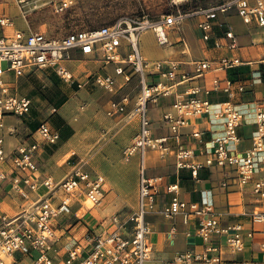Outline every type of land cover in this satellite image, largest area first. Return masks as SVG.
Wrapping results in <instances>:
<instances>
[{"label":"built area","instance_id":"2783aa9c","mask_svg":"<svg viewBox=\"0 0 264 264\" xmlns=\"http://www.w3.org/2000/svg\"><path fill=\"white\" fill-rule=\"evenodd\" d=\"M27 3V0H19ZM172 11L160 17L142 14L122 17L109 25L88 27L74 20L73 26L64 34L48 36L42 32L14 29L10 34L5 28L13 26L10 17L0 16V191L15 194L26 204L14 214L2 210L0 202V264H14L15 256L32 257L34 264H145L152 258L153 246L149 240L151 226L147 215L157 210L156 197L162 177L146 175L147 154L156 151L160 156H172L179 172L188 170L196 179L203 169H219L223 172L222 188L236 187L250 189L256 197L257 210L250 215L252 223H264V95L255 102L253 112L254 129L249 138L240 134L247 110H241L233 102L237 93H244L248 85L262 83L259 71H254L246 79L232 80L228 75L223 79L213 77L211 87L194 85L183 92H173V87L203 76L207 71H228L249 64L238 56H221L215 60L188 62L194 73L182 70L183 62L177 60L150 61L141 51L143 33L151 31L160 46L170 45L169 33L181 31L184 21L200 15L197 27L204 41H210L216 48L234 50L239 47L238 36L229 27L224 38L215 36V27H222L221 15L234 11L247 26L255 27L261 41L251 39L252 44L264 42V0H217L200 7H191L172 0ZM77 0H42L34 7L50 9L55 15L75 17ZM126 50L125 54L122 50ZM78 50L83 55H93L101 67L92 71L84 81L74 77L66 62L71 60V52ZM7 62L3 68L2 63ZM112 66V73H102ZM49 70L63 82L74 84L81 89L94 85L114 95L133 76L139 78L141 88L134 101L132 115L138 117V130L121 155L124 161L139 158V183L136 206L123 222L118 215L111 217L113 228H103L99 232L88 229L80 240H69L64 245V253L59 255L56 235L57 223L68 217L72 205L82 196L95 206L104 198L105 179L101 174L92 175L82 167L74 166L72 171L59 181L51 176L40 178L36 162V152L43 146H52L59 140V132L52 129L46 120L39 122L34 140L29 144H19L8 153L5 149V125L8 115L24 117L30 113L32 101L19 97L12 91L10 77L22 76L32 70ZM156 74L158 81L149 82L148 77ZM225 94L227 100L220 105L210 101L213 92ZM174 94V103L164 111L161 120L168 133L154 136L149 116L150 103H157L159 96ZM203 95V96H201ZM128 97L111 102L106 114H125ZM56 111V108L53 109ZM210 115L217 120L222 131L214 140L211 149L203 159L195 150L184 143L183 129L192 124L193 119ZM191 136L201 141L202 132L193 131ZM10 191V192H8ZM168 193L174 194L160 213L167 219L181 215L184 224L196 219L193 234L202 241L199 249L192 247L176 251L174 256L162 264H264V241L259 244L262 257L228 259L245 250V237L253 238V229L246 230L240 222H223L216 211L211 191L199 202L186 201L179 195V184H168ZM83 206L84 203H82ZM130 226H128V225ZM175 225L171 227L174 233ZM188 236L192 232L187 231ZM54 252V255L53 253ZM55 256V257H54ZM58 257L60 260H57ZM11 258V263L7 259Z\"/></svg>","mask_w":264,"mask_h":264},{"label":"crops","instance_id":"0c3cea01","mask_svg":"<svg viewBox=\"0 0 264 264\" xmlns=\"http://www.w3.org/2000/svg\"><path fill=\"white\" fill-rule=\"evenodd\" d=\"M199 1H195L196 3L193 7L206 6L217 0ZM41 2L42 0H27V3H25L26 7L28 4L33 3L30 9L35 11V21L25 18H21V20L17 18L19 19L17 21V19L10 15L8 17L13 21V26L5 28L4 32L10 34L12 30L20 29L24 31L32 30L42 32L48 36H58L64 34L73 26L74 21L68 16L60 17L55 15L50 9H44L38 6L34 7V3L39 5ZM175 2H182V4L191 7L193 5V0H175ZM172 5L173 3L171 2V7ZM7 15L8 13H5L4 16ZM200 19V15L187 18L182 25L181 31L172 30L169 33L171 44L166 46L158 45L151 31L143 33L140 41L143 56L150 61L168 59L181 61L183 62L181 65L182 70L194 73L192 66L188 62L205 59L215 60L224 55H233L250 62L249 64H243L238 69H233L240 73L239 77L241 79H246L252 72L257 71L258 65H254L264 62V47L256 48L251 42V39L261 41L255 27L244 25L234 11H230L226 15H221L220 21L224 25L222 27H215V36L223 39V42L227 41L224 38V32L229 27L238 36L239 47L234 50H228L224 47L216 48L213 44L214 37L208 42L202 39V33L197 27V22ZM77 22L81 23V21ZM82 23L85 24L84 22ZM126 52L125 49L122 50L123 54ZM256 57L259 59H255ZM66 64L72 71L74 77L81 82L86 80L92 71L98 70L101 67L94 60L93 55H83L78 50L71 52V60L67 61ZM112 68V66H108L106 70L100 71L102 73L106 71L112 73ZM226 76L227 71H207L203 76L173 87L172 91L183 92L189 86L194 85L211 87L213 77L223 79ZM148 80L149 82H155L159 80V77L153 74L148 77ZM97 88L89 84L78 90V92L85 91L94 98L95 92L93 91ZM114 95L110 94L109 98ZM262 95H264V82L248 85L244 93H237L233 99V102L239 109L247 110L244 124L240 129V134L247 139V144L254 129L253 112L255 102ZM209 98L216 106L227 100L225 94L219 91L213 92ZM128 99L129 103L126 108V113L119 114L113 120L112 126L117 131L113 135L114 142H111L112 146L110 144L111 154H103L104 160L98 162L96 166L92 164L93 158L88 159L84 165L82 164V169L92 175L96 173L103 175L105 179L103 185L104 198L99 205L90 209L86 206V202L84 203L85 206H83L82 199L84 196H82L79 201L73 203L71 214L58 221L56 235L59 240L56 246L61 248L58 250L59 255L64 253L63 247L69 240L81 239V243L86 246L87 243L82 236L88 229L99 232L103 228H113L111 224L112 216L118 215L121 221H127L128 214L136 206L140 173L139 158L135 156L130 161H124L121 155L122 149L131 142L138 130V117L131 114L134 107V98L128 97ZM174 100L175 96L171 94L168 96H159L156 104L150 103L148 110L154 136H161L168 133V129L162 122L161 116L174 103ZM8 116L5 117V125L12 132L9 134L6 131L4 136L6 139V151L10 153L17 145L22 143L29 144L34 140V132L41 119L34 118L31 116V113L24 117ZM63 120H65L63 115L59 109H56V112L53 113L51 124H48L52 129L59 132V140L55 145L49 147L42 145L36 152V162L40 178L51 176L55 181L61 180L68 173V170L59 166V160L69 154V152L80 157L85 152V146L80 141V130L77 128V125ZM193 131L202 132L201 141L191 136ZM221 131L222 126L217 120L208 114L203 115L202 117L193 119L192 124L183 129L184 143L195 150L198 158L203 159L206 151L211 149L214 140L220 135ZM146 175L160 176L162 177V182L156 197L157 210L147 215V221L151 226L149 240L153 246V255L145 264H162L171 259L176 251H183L192 247L199 249L202 244L201 239L193 234L196 219L193 218L190 220V223L184 224L181 215H177L174 219H167L159 212L165 204L171 201L174 194L168 193L166 187L168 184L174 183L179 184V195L186 201L199 202L203 195H209L208 191H211L216 211L223 217V222H240L246 230L253 229V238L245 237L244 239V252L235 257L225 252L226 258L237 260L242 258L261 259L262 253L260 252L259 244L264 241V223H252L250 221V213L259 208L255 200L256 197L251 193L250 189L240 191L236 187H230L228 189L222 188L221 180L224 176L223 172L219 169H203L199 172L198 177L194 179L188 170H181L179 172L176 170L174 157H162L156 151H150L147 154ZM0 202L2 210L9 214L16 213L12 211V207L5 209V206H8L5 198L0 199ZM25 204V202L20 200L18 206L21 208ZM173 224L176 227L174 233L171 232ZM187 231L192 232V235L188 236L186 234ZM52 253L54 255V252ZM56 259L60 260L58 257ZM13 261L15 262L14 264H24L23 261L26 264H34L30 256L22 257L17 255L13 258Z\"/></svg>","mask_w":264,"mask_h":264},{"label":"rangeland","instance_id":"374dc122","mask_svg":"<svg viewBox=\"0 0 264 264\" xmlns=\"http://www.w3.org/2000/svg\"><path fill=\"white\" fill-rule=\"evenodd\" d=\"M195 1L197 2V0H193L192 7L195 6ZM205 1L207 0L199 2ZM171 2L172 0H77L73 21L84 22L92 28L109 25L122 17H134L142 14H148L149 17H160L172 11ZM28 5L26 7L25 3H20L19 0H0V16L8 13L7 17L11 15L15 19L25 18L35 21V11L30 9L33 3ZM253 45L256 48L264 47V42H257ZM2 66L6 68L7 62H3ZM11 86L13 93L17 96L31 99L30 113L34 118H40L41 121L46 120L51 124L53 113L56 112L53 109L56 108L59 109L65 120L77 125L85 152L81 157L69 152L59 160V166L68 170L66 175L72 171L75 165L82 167V164L87 163L88 159L93 158L92 164L96 166L98 162L104 160L103 154H111L110 144L112 146L113 135L117 131L112 125L114 118L119 114L110 117L106 112L110 109L111 102H117L124 96L133 97L135 101L141 88L139 78L133 76L113 97L109 98V93L97 88L94 89L95 94L92 98L85 91L78 92L80 89L74 84L58 79L53 72L37 69H32L22 76H12ZM10 116L12 115L8 117ZM0 193V199L5 198L8 204L5 209L12 207L13 212L20 210L18 206L20 199L15 194L8 195L5 191H0ZM82 200L83 203L86 202V206L89 205L86 197H83ZM23 263L26 264L25 261Z\"/></svg>","mask_w":264,"mask_h":264},{"label":"trees","instance_id":"16d2710c","mask_svg":"<svg viewBox=\"0 0 264 264\" xmlns=\"http://www.w3.org/2000/svg\"><path fill=\"white\" fill-rule=\"evenodd\" d=\"M257 71H259V72L261 73V76H262V82H264V62L258 64ZM239 74H240V73H239L238 71L233 70V69L227 71V75H228L232 80L240 79Z\"/></svg>","mask_w":264,"mask_h":264},{"label":"bare ground","instance_id":"6f19581e","mask_svg":"<svg viewBox=\"0 0 264 264\" xmlns=\"http://www.w3.org/2000/svg\"><path fill=\"white\" fill-rule=\"evenodd\" d=\"M86 199H87V201L89 203V205L87 207L90 208V209L94 208L95 205L88 198H86ZM10 262H11V258H8L7 259V263H10Z\"/></svg>","mask_w":264,"mask_h":264}]
</instances>
